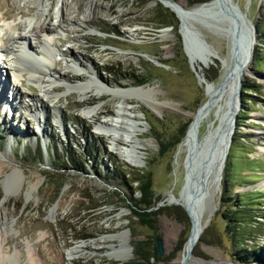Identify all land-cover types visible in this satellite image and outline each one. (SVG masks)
Here are the masks:
<instances>
[{
	"label": "rangeland",
	"instance_id": "obj_1",
	"mask_svg": "<svg viewBox=\"0 0 264 264\" xmlns=\"http://www.w3.org/2000/svg\"><path fill=\"white\" fill-rule=\"evenodd\" d=\"M91 1L94 0H68L61 8V0H0V31L16 25L19 30L13 28V33L29 37L36 50L42 49L44 38L49 40L47 44L55 49L56 56L46 60L48 68L52 75L70 76V84L75 87L68 92L52 77L46 76L49 83L40 84L30 81L26 72L19 77L11 73L4 98L12 90L19 96L18 108H26H20L16 116L0 111V163L5 165L0 175V240L7 238L4 250L21 254L23 264H29V255L38 264H123L107 257L102 245L96 251L77 253L73 262L68 252L83 241L126 232L133 248V257L126 263L177 264L184 250L185 242L181 240L187 239L192 222L180 203L167 201L180 197L177 195L184 182V156L199 144L202 134H207L206 128L210 131L218 123L219 110L229 98L234 62L229 57L226 39L216 30L204 27L202 21L207 19L203 15L190 17L187 23L190 31L215 53L207 65L192 59L195 52L189 48L180 17L161 0H98L95 16L86 19ZM175 1L187 8L203 3ZM233 1L246 10L253 25L258 22L264 29V0ZM157 6L173 14L172 27L156 28L160 21ZM61 14L66 17L64 22L60 20ZM32 23L51 31L42 34L38 27V33L33 34L31 26L28 28ZM21 45L13 42L10 47ZM256 46L264 54V37L256 38ZM20 58L39 64L29 56ZM222 59L226 60L229 78L220 82L224 72ZM252 66L253 61L238 94L236 119L241 143L233 156L229 155L234 163L231 181L225 193L222 178L217 190L209 187L208 192L207 187L205 191V203L214 205L215 213L200 235L193 255L210 264H264V254L251 255L246 262L238 261L236 255L238 248L245 250L241 254L264 250V215L259 219V228L248 227L247 240L242 244L234 243L226 232L229 224V230L234 227L227 216L234 219L242 214L234 205L236 194L255 204L252 213H264V186L259 185L264 180V63L255 60L257 69L251 72ZM142 79L147 82L139 85L138 80ZM53 82L59 86L44 94L43 89ZM245 83H252L253 91L243 89ZM84 84L93 89L87 96L79 92ZM98 85L147 90L127 99L144 129L142 166L123 160L113 151L110 139L98 133L96 127L105 116L113 114L117 101L109 95L98 96ZM242 94L247 103L242 104ZM10 95L5 101L12 99ZM41 97L48 107L31 100ZM144 98L153 102L154 107ZM87 110L94 112L88 115ZM42 116L48 117L44 123ZM185 122L188 126L180 142L164 155H158V145L151 135L154 128L169 134ZM37 133H41L42 143L37 138V143L33 142ZM11 167L24 172L22 186L13 176L8 177ZM142 171L152 174L156 229L132 217L127 207L130 197L136 196L131 193L136 183L128 180ZM32 184L37 185L31 189ZM9 190L11 194L7 193ZM245 212L248 213L243 218L248 219L251 212ZM140 241L146 242L154 256L149 254L147 260H142L135 254ZM12 263L18 264V257Z\"/></svg>",
	"mask_w": 264,
	"mask_h": 264
},
{
	"label": "bare ground",
	"instance_id": "obj_2",
	"mask_svg": "<svg viewBox=\"0 0 264 264\" xmlns=\"http://www.w3.org/2000/svg\"><path fill=\"white\" fill-rule=\"evenodd\" d=\"M161 1L164 3L165 6L170 7L172 10H174L175 13L180 17L181 25H182L181 28L186 37V41L190 43L191 39H193L194 44L198 46V49H194L195 54L194 56H192V59L193 60L196 59L200 61L203 65H207L209 61L213 57H215L214 55L215 53L209 48L208 45H206V43L203 40H201L196 34H193L190 31L187 20L190 17H196L204 14L210 15L212 12H217V11L219 12L220 9L225 10L221 5V0H210L208 2L198 4L190 8H187L184 3L175 0H161ZM67 3L68 0H61V8L66 6ZM98 6H99L98 0H94L89 3L88 11L85 14L86 19L95 16L94 15L96 12L95 10ZM117 16L120 18L122 16V12H119ZM60 20L61 22H64L66 20L64 14L63 15L61 14ZM38 27L40 28V32L42 34L51 31L50 28H45L42 26H38ZM38 27L37 25L32 23L31 25H29L28 28H30L31 29L30 32L34 34V32ZM221 27L224 28L226 31H228L227 26L222 25ZM245 29H246L247 37L243 39L242 43L244 44L240 46V54H239L240 56L238 57V59H234L233 58L234 54L233 53L231 54L229 52V57H231L234 62V68L232 69L233 74L231 76L232 83L229 92V98L224 102V104L220 108L219 119H218V123L220 125L223 124L224 121H226V123L224 124L226 125V127L229 125L230 121L232 120V116L233 117L236 116V113H234L233 109H235L237 106L236 100L238 96V90H237L238 83L243 79L244 74L248 72L249 65H251L249 54L251 52L253 42L251 38V32H249L250 26H248V24H245ZM36 32L38 33V31ZM218 33L220 34L221 32ZM192 34L195 36L194 38L191 36ZM220 35L226 37L224 34H220ZM28 38L24 35L14 34L13 28L11 26H6L2 31H0V72H1L0 73V111H4L6 114L10 113L11 116H16L18 110H21L22 108H26L24 107L25 105L24 106L21 105L20 106L21 109L18 108L19 96H17L16 93L13 94L12 90L8 92V94L9 93L11 94L10 97H12V99L10 100L8 99V101H5L8 94H6V97L4 98V93L7 92V86H8L7 82L10 79L11 73L19 77L21 73L26 72L29 75L30 81L38 82L40 84L49 83L48 82L50 81L49 78H46V76H48L50 78L52 77L54 81L60 82V84H62L61 86H65L68 92L75 89V87H73L70 84V78H71L70 76H68L65 73H57V75L56 74L52 75L51 73L52 70L48 68L49 64L46 60L49 59L51 56L52 58H55L56 56L55 52L53 51L55 49L47 44L49 43L48 42L49 40L44 38L40 44L41 45L40 47L42 49L39 50L38 48L36 50L35 48L37 47H34V45H32V43L29 41ZM13 42L18 44L23 43V45L18 46L16 48L10 47V44ZM38 53L41 54L39 58H37ZM22 55L29 56L33 60L36 59L37 63L39 64L35 65L28 60L21 59L20 56ZM222 63L224 67V72L220 76V82L226 81L229 78L226 60L222 59ZM4 64H6L7 66H4ZM74 71L76 74L79 73L77 70ZM56 85L57 84L53 82L52 85L47 87L49 90L46 88L43 89V93L50 94V92L55 91ZM95 88H96V94H98V96L109 95L117 99L113 114L105 116V119L101 121L99 125L96 127L98 133H101L110 139L111 141L110 143L113 146L112 147L113 151L117 153L123 160H125L126 162H128L133 166H137V167L142 166L143 158L140 155V150L143 149L144 146L146 145L145 144L146 140L141 138V134L144 132V129L141 122L136 120V118H138L139 116L133 113L132 106L129 105L127 99L131 98L132 95L146 93L147 90L144 87H133L124 90L117 86H99V85L96 86ZM92 90L93 89H91L87 84H84L79 88V92L83 96H87L89 92ZM31 100L36 101L35 104L38 106L48 107V104H46L45 102L46 100L42 97ZM144 101L154 107V103L150 102L149 99L144 98ZM92 111L94 112V110H87L86 113L88 115H91ZM230 112L231 113L233 112V115H231ZM47 119L48 117L42 116L41 122L44 123L46 122ZM38 123L39 121L37 119V125ZM194 124H196V122ZM194 128L195 126L191 127L190 129L189 132L190 137H191V133H194L193 132ZM40 132L42 133V129H40ZM41 133L40 134L37 133V137H35V140H33L35 144L37 143V139L39 142L42 143ZM4 167L5 165L0 163V175L3 172ZM10 169L11 172L8 175V177L13 176L15 179L14 181L17 184H20V186H22L24 172L18 169L17 167L16 168L11 167ZM210 183L211 184L207 186L208 188L211 187V190L213 188L216 190L218 189L219 183L215 181L212 182V180ZM36 185L37 184H32L31 189ZM259 185L264 186V180L259 182ZM211 190L209 188L208 192ZM205 191L206 188L204 190V194L200 197L198 204L191 205V203H189V201L186 200L185 197H183L184 196L183 193H181L180 197L171 198L172 202L180 203L187 208L192 222L191 238L187 243L184 244V250L177 264H203V263L210 264L204 259L198 258L193 255V249L200 235L204 231V228L210 221L212 215L215 213V206L205 203V200L207 199V197H205ZM213 192L215 193V191ZM7 193L11 194V191L9 190L7 191ZM201 202H203L205 205H200ZM123 214L124 213L122 214L119 213V216H122ZM0 215L2 214L0 213ZM126 234H127L126 232H118L115 234L103 235L97 239L83 241L82 243L72 247L69 250L68 252L69 260L73 262L74 260H76L77 253H82L84 250L96 251L99 248H102L101 247L102 245L107 250V253L105 255L110 259L114 258L120 260L123 262V264H133V263H126L133 257V248ZM6 241L7 238L4 236L3 239L0 240V264H13L12 263L13 258H17V257L19 260L18 264H23L21 261V257H22L21 254H16V255L15 253L10 254L9 250L7 249L4 250V243L6 244L7 243ZM9 260L11 262L7 263ZM28 261L29 264H38L31 255H29Z\"/></svg>",
	"mask_w": 264,
	"mask_h": 264
},
{
	"label": "water",
	"instance_id": "obj_3",
	"mask_svg": "<svg viewBox=\"0 0 264 264\" xmlns=\"http://www.w3.org/2000/svg\"><path fill=\"white\" fill-rule=\"evenodd\" d=\"M221 5L225 10L220 9L219 12L217 11L212 12L210 15H203L207 20L202 21V24L205 28L214 29L218 32H221L220 34H224L226 36L224 38L227 41L228 53H233L234 59H238L240 56V46L244 44L242 43L243 39L247 37L245 24H248V26H250L249 32H251V38L253 42L252 49L249 54L252 64L253 50L256 42L255 26L247 16L246 10H242L236 2L232 0H221ZM222 25L227 26L228 31L222 28ZM191 36L193 38L195 37L193 34ZM206 45L208 44L206 43ZM189 48H192L193 50L198 49V46L194 44L193 39H191V42L189 43ZM183 49L187 55V47H185L184 43ZM191 68L194 70L192 65ZM250 71L252 72V69H250ZM241 84L242 80L238 83V94ZM239 101L240 97L238 95L237 106L235 109H233L234 113H237ZM230 114L233 115V112H230ZM225 123L226 121H224L221 125L218 123L210 131H208L206 128L205 132L207 134L205 136L202 134L199 144L196 143L193 145L190 150V154H186L184 156V182L177 196H181V193H183V197H185L186 200L191 203V205L198 204L200 197L204 194L205 188L211 184V180L212 182L215 181L219 183L222 178L228 151L232 142V135L236 129V116H232V120L227 127L224 125ZM167 203L180 205L171 201H167ZM200 205L205 204L201 202ZM180 206L185 210L189 217V211L187 208L182 204ZM190 238L191 232H189L185 243H187ZM160 243L161 242L158 241L159 250H161Z\"/></svg>",
	"mask_w": 264,
	"mask_h": 264
},
{
	"label": "trees",
	"instance_id": "obj_4",
	"mask_svg": "<svg viewBox=\"0 0 264 264\" xmlns=\"http://www.w3.org/2000/svg\"><path fill=\"white\" fill-rule=\"evenodd\" d=\"M204 1H208V0H193L192 2H190V5H193L195 3H201ZM156 16L160 20L156 28L169 27V26L172 27L174 25L173 14L167 12V10L164 9L162 6L156 7ZM254 26L256 31V38L260 39L261 37H264V29L262 28V26L258 22L255 23ZM104 33L109 34V32H104ZM261 49L262 48L260 46H256L253 50V66H252L253 71H256L257 69L255 66V60H260L264 63V58H263L264 54L262 53ZM146 82H147L146 79L138 80L139 85L144 84ZM252 88H254V85L252 83L243 84V89L245 90L253 91ZM241 102L242 104L248 102L244 98L243 94L241 96ZM158 122L160 123V121ZM238 123H239V119H236V131L232 135V142L230 144L228 157L223 170V176H222L223 193L227 191V187L229 186V183L231 181L230 173L234 163L232 162L230 156H233L234 151L237 149L236 147L238 146L240 147L239 144L241 143V140L239 139ZM187 126H188V122H185L178 129V131L169 134L164 133L161 129L154 128L151 135L158 145L157 148L158 155L162 156L172 147L176 146L180 142L182 136L184 135ZM128 182L136 183V186L134 187L132 186L133 190H131V193L132 194L136 193V196L133 195L130 197V202H129L130 204L127 206L131 210L132 217H134L135 219H139L140 221L146 223L153 229H156L155 217L157 213L153 211L155 196L152 189L151 172L142 171L141 173L134 176L132 178V181L128 180ZM235 199L236 200L234 201L236 202L234 203V205H236L235 206L236 211H240L242 212V214L238 216H234L235 217L234 219H232L233 218L231 217L232 215L227 216L229 223L234 222V227L232 226L233 229L229 230L230 229V224H229V227L226 228V232L230 235V238L234 243H237L238 241L239 244L240 243L242 244L245 240H247L246 233L249 232L248 227L259 228L261 226L260 225L261 222H259L260 221L259 219L263 218L264 213L261 214H257L256 212L252 213L251 209L255 204H253V202H251L250 200L248 201V199L245 196L241 197V195L239 196L236 194ZM261 206L264 207V204H261ZM245 211L251 212L249 214L248 219L243 218L246 216V213H248ZM185 241L186 240H181V243H184ZM241 251H245V250L238 248V251L236 253V255L239 256L237 260L241 262H246L251 255L261 256L264 254V250L262 249L261 250L258 249L253 252H244L243 254H241L242 253ZM135 254L141 257L142 260L143 259L147 260L149 258V254H152L154 256V253L148 250L145 241H140L137 243V246L135 248Z\"/></svg>",
	"mask_w": 264,
	"mask_h": 264
}]
</instances>
